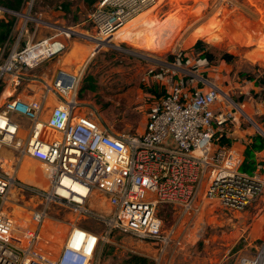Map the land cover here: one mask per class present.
<instances>
[{"label": "built area", "instance_id": "built-area-1", "mask_svg": "<svg viewBox=\"0 0 264 264\" xmlns=\"http://www.w3.org/2000/svg\"><path fill=\"white\" fill-rule=\"evenodd\" d=\"M156 3L97 0L88 15L95 31L90 38L112 45L116 31ZM33 9L34 0H23L18 9L0 5V20L10 21L0 43V264H92L116 231L154 245L159 264L169 245L180 243L179 222L197 212L201 201L243 210L264 194L263 165L252 173L243 171L242 150L216 143L225 126L240 117L252 120L239 107L244 104L235 103L210 77L213 67L206 57L179 51L162 62L154 77L166 90L151 105L143 131L114 132L80 111L78 85L85 64L76 72L61 65L46 76L30 74L59 56L73 36L89 37L75 27L46 21ZM31 22L34 31L20 47ZM40 26L54 33L35 37ZM19 86L26 91L15 93ZM167 139L176 147L163 144ZM26 157L41 162L44 185L17 178ZM18 195L33 204L26 226L17 225V212L11 209ZM55 205L104 230L96 233L72 221L61 243L52 246L45 221ZM161 207L173 209L167 228ZM237 264H264V242Z\"/></svg>", "mask_w": 264, "mask_h": 264}, {"label": "rangeland", "instance_id": "rangeland-1", "mask_svg": "<svg viewBox=\"0 0 264 264\" xmlns=\"http://www.w3.org/2000/svg\"><path fill=\"white\" fill-rule=\"evenodd\" d=\"M57 1L62 2L61 8ZM96 1L34 0V12L46 21L75 27L89 36L67 40L59 56L40 66L39 75H49L61 65L76 72L85 64L78 85L80 111L94 115L114 132L140 134L151 105L166 90L162 81L154 77L161 63L171 61L179 51L209 53L214 68L209 71L210 77L235 103L244 104L240 107L252 120L240 117L237 123L225 126L216 143L242 150L241 167L249 165L248 170H242L252 173L262 164L260 173L264 175V136L257 129L264 132V0H157L153 9L115 34L110 39L112 45L106 48L95 46V40L90 38L95 31L88 15ZM34 24L29 23L20 47L34 31ZM52 33L54 30L40 26L35 37ZM198 40L201 44L195 46ZM225 53L232 55L229 61L222 58ZM87 76L92 77L94 90L88 88L84 80ZM22 88L17 87L15 93ZM3 100L1 97L0 107ZM14 119L20 121L22 117L15 115ZM163 144L176 147L171 139ZM23 161L19 179L35 184L31 173L40 170L41 162L28 157ZM17 198V205L11 209L22 215L20 219L16 213L17 225L26 226L24 221L33 204L27 196ZM49 212L45 227L46 236L54 239L52 246L61 243L72 221L96 233L104 230L92 220L77 219L63 206H52ZM159 215L167 228L173 221V209L161 207ZM176 234L180 235V243L170 244L159 264H237L240 256L253 254L264 242V194L243 210L230 209L217 201H201L197 212L182 218ZM154 256L156 248L151 243L132 233L116 231L102 243L92 264H146L142 258L155 264Z\"/></svg>", "mask_w": 264, "mask_h": 264}, {"label": "trees", "instance_id": "trees-1", "mask_svg": "<svg viewBox=\"0 0 264 264\" xmlns=\"http://www.w3.org/2000/svg\"><path fill=\"white\" fill-rule=\"evenodd\" d=\"M23 0H0V5H3L5 7H8V8H11V9H18L21 5ZM58 3V1H57ZM58 5V4H57ZM62 5V3H61ZM9 29H10V21L9 22H5L3 20H0V42L4 40V38L7 36L8 32H9ZM201 44V41L198 40L196 43H195V46H199ZM201 56H204L208 59L209 63L211 64V61L213 59L212 55L209 54V53H205V54H200ZM222 58L225 59L226 61H229L231 58H232V55L231 54H224L222 55ZM85 82H88V88L90 90H94L95 89V86L90 82L92 80V77L91 76H87L85 79ZM262 81L264 82V72L262 74ZM219 139V137L217 138ZM257 147L260 146V143L256 145ZM240 169L242 170H248L249 169V165H247L246 163H244V165L242 167H240ZM143 263H146V264H152L151 261L145 259V258H142L141 259Z\"/></svg>", "mask_w": 264, "mask_h": 264}, {"label": "bare ground", "instance_id": "bare-ground-1", "mask_svg": "<svg viewBox=\"0 0 264 264\" xmlns=\"http://www.w3.org/2000/svg\"><path fill=\"white\" fill-rule=\"evenodd\" d=\"M151 9H153V7L152 8H150V9H148V10H146V11H143L142 13H140V14H138L137 16H135L134 18H132L130 21H128L127 23H125V25H123L118 31H116L112 36H111V38L115 35V34H117L120 30H122L123 28H125L126 27V25L128 24V23H130L131 21H133L135 18H137L138 16H140L141 14L143 15V14H146V13H148ZM112 41V40H111ZM95 46H101V48H106V47H104L103 46V43L102 42H99V41H97L95 44H94ZM115 45H117L116 43H115ZM240 107V106H239ZM241 108V107H240ZM242 109V108H241ZM243 110V109H242ZM244 111V110H243ZM245 113V112H244ZM254 124V123H253ZM255 127H257L256 125H254ZM257 129L259 130V131H261V133H263L264 134V132L261 130V128L259 127H257ZM25 164V162L23 161L22 163H21V165L19 166V168H18V170H17V178L19 179V173H20V171H21V169H22V167H23V165ZM36 173V176H34L32 173H31V175L34 177V180L36 181V183L34 184V185H44L45 184V182H44V179L41 177V175H40V170L38 171V172H35ZM51 208V207H50ZM49 220V219H48ZM48 220H46L45 221V223L48 221Z\"/></svg>", "mask_w": 264, "mask_h": 264}, {"label": "crops", "instance_id": "crops-1", "mask_svg": "<svg viewBox=\"0 0 264 264\" xmlns=\"http://www.w3.org/2000/svg\"><path fill=\"white\" fill-rule=\"evenodd\" d=\"M38 71H40V67H37L36 69L32 70L30 74L35 75V76H39ZM28 85L31 86L32 88H35V89L38 88V85H36V84L29 83ZM22 91L25 92L26 90L24 89Z\"/></svg>", "mask_w": 264, "mask_h": 264}, {"label": "water", "instance_id": "water-1", "mask_svg": "<svg viewBox=\"0 0 264 264\" xmlns=\"http://www.w3.org/2000/svg\"><path fill=\"white\" fill-rule=\"evenodd\" d=\"M263 136H264V134L263 133H261Z\"/></svg>", "mask_w": 264, "mask_h": 264}]
</instances>
